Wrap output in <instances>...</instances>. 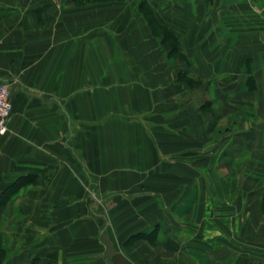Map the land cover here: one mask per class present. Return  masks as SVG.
Wrapping results in <instances>:
<instances>
[{"label": "crops", "instance_id": "0c3cea01", "mask_svg": "<svg viewBox=\"0 0 264 264\" xmlns=\"http://www.w3.org/2000/svg\"><path fill=\"white\" fill-rule=\"evenodd\" d=\"M125 1L146 38L119 13L106 23L102 6ZM126 31L137 44L122 49ZM142 53L138 65L122 58ZM0 80L12 102L0 136V264H112L103 235L128 264H183L178 247L191 244L192 264H264V0H0ZM145 166L161 168L159 183L199 185L191 240L180 222L121 205L114 229L104 226L90 179L116 169L136 185Z\"/></svg>", "mask_w": 264, "mask_h": 264}, {"label": "rangeland", "instance_id": "374dc122", "mask_svg": "<svg viewBox=\"0 0 264 264\" xmlns=\"http://www.w3.org/2000/svg\"><path fill=\"white\" fill-rule=\"evenodd\" d=\"M119 4H120L119 7H117L118 5L102 6V8H104V11H105V18L107 19L106 23L107 21L117 20L118 16L116 14L119 13L120 18L122 17V20H124L121 22V24H123V22L125 21L130 20L131 27H133L134 29V26H135V30L139 34V36L145 37V35L143 34V31L141 32L142 25H141L140 19L137 17V15H135V12L132 8L133 7L132 2L128 3L125 1ZM131 31H133L132 28H131ZM126 36H127V31L122 34V37L120 40L115 41V43L117 42V45L120 46L122 49L129 48L130 45L135 46V44H137L134 39L131 41L126 38L123 39V37H126ZM129 41L132 42V44ZM105 42H106L105 43L106 49L113 47V45L111 44L113 42L111 40H105ZM142 44L152 45L153 48H158V44L156 40L149 41L148 39H145V40H142ZM191 44H192V41H190V45ZM138 46L141 47L139 44ZM190 49H191V46L188 50L190 51ZM137 50L138 49H136V51ZM125 53H126V50H125ZM160 53L161 54L157 53L155 50L153 53L154 54L153 58H156L158 61H161L162 63L168 62L170 66L175 63V61H173L172 59H168L167 61L166 58L163 57L164 56L163 52H160ZM112 58H115V56L114 57L106 56L107 60H111ZM122 58L126 60H129V59L134 60L137 63V65L140 63H145V56L143 53L139 56L138 54L136 56L126 55V56H123ZM134 69H132L131 66L129 67L131 76L136 75L142 78L144 77L143 72L136 71V69L134 71ZM168 74H169V77H168V81H169L170 79H172L173 71H168ZM145 82L147 84L149 82L147 80V76H146ZM127 91H128L127 87L126 88L122 87L123 94L126 95ZM156 147L160 148L159 145H157ZM157 155H158L157 159H160L162 156L159 150H157ZM165 158H168L169 160H172V159L175 160L177 158V154L176 152H171V154L167 156L165 154ZM173 169H174L173 167L169 168L170 177L172 174H174ZM114 170L111 171V174H108V173L105 174L103 184L99 183L98 185H95L93 178L90 179V184H89V192H90V195H92L91 198L94 199L93 201L97 205L98 211L101 212L100 209H102V213L104 214L103 223L106 228L109 226L110 227L113 226L111 230L114 229L115 221L113 219H115L114 217L116 216L112 215L113 214L112 211L115 209L116 211L115 210L114 211L117 212V208L120 207L121 205L122 213H124L125 210H127L126 212H128V209L130 207L132 209L137 208V212L135 213L138 214V216L139 214H141L140 210L148 211L149 214L152 213L150 215H153L152 216L153 222L157 221L164 225H174L177 222H180V226H182V229H183L181 233L184 239L185 240L192 239V236L196 230V224L199 223V220H198L199 217H196L197 215H195L193 211V202H194L193 197H194V194L198 191L199 185L192 184V183H184V184H175L171 182L167 184L159 183V181L155 179V175H158L161 171V168L159 167L151 168V167L145 166L144 168H136V170L129 169L128 167L124 169L121 168L120 169L121 174L123 170L125 171V173H128L129 170H131L132 173L134 172L133 170L137 171L136 175L138 177V180H140V182H138L135 185L127 181L129 179L127 178V176H123V174L120 176H116V174H113ZM176 173L177 172H175V174ZM144 176H147V177L152 176V179L149 181L147 180V177H144ZM227 181L231 184L234 180L231 177H227ZM230 184H227L229 189L236 191L237 189H235L236 188L235 184L233 185H230ZM200 186H201V190H203L204 185H200ZM237 188L239 190V187ZM215 189H216L217 195L224 197V194H222V191L225 192L226 190L220 191L218 186L214 185V190ZM128 194H133V202L131 205L129 203L128 197L123 198L124 195L129 196ZM161 194L169 197L170 200H168L167 203L165 201L161 202L159 198ZM177 204L179 205V208H180L179 211L183 213L182 215H177L176 213L177 207H178ZM131 208L130 210L132 211ZM125 217H127V215H125ZM121 219L123 220V216L121 217ZM262 219H261V222H262V225H264ZM207 220H208V217L206 219V222ZM248 224L252 225L255 223L252 220H249ZM138 226L140 227V224H138ZM262 229L263 231H261V235H264V228L262 227ZM112 233L115 234V236H119L120 234H126L122 232L121 233L112 232ZM251 234L254 235L255 237L259 235V231L255 230V232H252ZM191 246L192 244L189 246H185L183 248L178 247L179 253L182 254V257H181L182 261L186 262L183 264H192L191 256L193 255L192 253L193 249ZM154 254L161 256L162 252L160 249H157V250L155 249ZM178 261H180V258L175 257V258H170L169 262L172 264H177Z\"/></svg>", "mask_w": 264, "mask_h": 264}, {"label": "built area", "instance_id": "2783aa9c", "mask_svg": "<svg viewBox=\"0 0 264 264\" xmlns=\"http://www.w3.org/2000/svg\"><path fill=\"white\" fill-rule=\"evenodd\" d=\"M11 111L10 83L0 80V136L7 131Z\"/></svg>", "mask_w": 264, "mask_h": 264}, {"label": "water", "instance_id": "95a60500", "mask_svg": "<svg viewBox=\"0 0 264 264\" xmlns=\"http://www.w3.org/2000/svg\"><path fill=\"white\" fill-rule=\"evenodd\" d=\"M101 241L106 247V258L112 264H128L127 261L124 259L121 253L117 252L110 241L107 239L106 235H103Z\"/></svg>", "mask_w": 264, "mask_h": 264}, {"label": "trees", "instance_id": "16d2710c", "mask_svg": "<svg viewBox=\"0 0 264 264\" xmlns=\"http://www.w3.org/2000/svg\"><path fill=\"white\" fill-rule=\"evenodd\" d=\"M163 40H162V43L164 45H171L173 46V48L175 49L176 48V43L174 41H172L173 43H171V41L167 40V37L169 36V33L166 31V29H163ZM145 233H141L140 235L137 236V238L141 237V236H144ZM148 235V234H147ZM151 236H153V234H150Z\"/></svg>", "mask_w": 264, "mask_h": 264}]
</instances>
